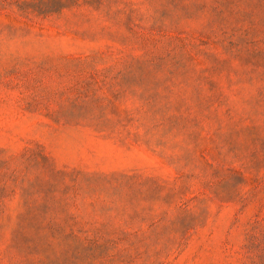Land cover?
Segmentation results:
<instances>
[{
	"label": "rangeland",
	"instance_id": "rangeland-1",
	"mask_svg": "<svg viewBox=\"0 0 264 264\" xmlns=\"http://www.w3.org/2000/svg\"><path fill=\"white\" fill-rule=\"evenodd\" d=\"M0 264H264V0H0Z\"/></svg>",
	"mask_w": 264,
	"mask_h": 264
}]
</instances>
